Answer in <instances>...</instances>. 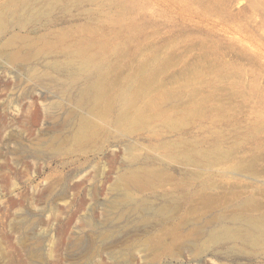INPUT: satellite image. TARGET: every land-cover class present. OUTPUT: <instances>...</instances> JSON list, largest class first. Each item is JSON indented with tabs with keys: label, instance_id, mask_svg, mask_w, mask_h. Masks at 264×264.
I'll return each instance as SVG.
<instances>
[{
	"label": "rangeland",
	"instance_id": "374dc122",
	"mask_svg": "<svg viewBox=\"0 0 264 264\" xmlns=\"http://www.w3.org/2000/svg\"><path fill=\"white\" fill-rule=\"evenodd\" d=\"M18 13L0 30V264H264L245 221L264 214V0ZM94 65L117 79L97 101ZM153 71L161 116L115 128L117 93ZM79 112L104 129L78 140Z\"/></svg>",
	"mask_w": 264,
	"mask_h": 264
},
{
	"label": "bare ground",
	"instance_id": "6f19581e",
	"mask_svg": "<svg viewBox=\"0 0 264 264\" xmlns=\"http://www.w3.org/2000/svg\"><path fill=\"white\" fill-rule=\"evenodd\" d=\"M26 1L27 0H13V2H11L10 8L5 6L1 8L2 10L0 9V30H2L5 27L6 17L9 15V13L11 14L15 12L18 13ZM58 1L61 0H55V2ZM5 8H8V12H5ZM131 9L132 6L123 4L120 13H118V15L116 14L117 18L122 19L129 17V14L132 12ZM133 22L134 20L132 21V23ZM84 50L83 51L81 50L82 52H78V54L82 56L84 64H86L87 62H95L97 60L95 57H97L98 55L95 52H90V50H87L85 52ZM156 54H160V53L156 52ZM156 54L154 56H157ZM94 66H95L94 69L95 72L93 73V75L95 76V80L92 82L90 86V89H92L90 98L93 101H97L102 96L101 92L102 89L104 88L105 83H108L113 79H114L113 82H116L117 79L116 77L114 78L110 77L108 74L103 72L104 69L101 66L99 65H94ZM146 66H147L146 62L141 63V68H145ZM148 79L149 82L150 80L154 82V86L159 85V90L157 88L152 89V87H154L153 85L143 86L142 85L143 78L139 73H137L134 76V78L126 84L124 91L117 93L123 95L125 97V100L121 104H113L111 106L112 114L110 116V119L108 120L112 123V125L115 128L120 129L125 125L130 128L136 127L139 124L142 123L145 124L149 120H154L159 116H161V77L160 76L155 77V71H153V72H149ZM154 91H158V92H154ZM96 104L98 105L97 102ZM100 107L101 105L96 108L100 109ZM76 120L78 121L77 123L80 128V132L79 134H77L78 140L87 138L90 133H93L96 130L104 129V127L100 123L95 121L91 116L86 114H80V112L78 113ZM237 202L239 204L243 203L241 200H238ZM245 221L253 228H259V227L264 228V214L248 215L245 218Z\"/></svg>",
	"mask_w": 264,
	"mask_h": 264
}]
</instances>
